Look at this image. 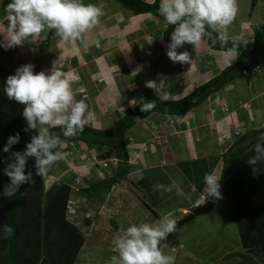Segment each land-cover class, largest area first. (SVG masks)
Listing matches in <instances>:
<instances>
[{
    "label": "rangeland",
    "instance_id": "1",
    "mask_svg": "<svg viewBox=\"0 0 264 264\" xmlns=\"http://www.w3.org/2000/svg\"><path fill=\"white\" fill-rule=\"evenodd\" d=\"M10 2L11 0H0L2 88L6 87L7 77L14 75L16 69L23 65H34V74L43 71L50 75L54 62L58 61L59 69L67 73L73 81L75 99L84 100L88 109L95 113V122L87 124L94 128L110 127L131 105L129 101H138L147 90L166 98H180L232 61L225 62L220 56V51L208 49L204 42L195 48L191 44H184L177 49L178 53H190L192 65L173 63L167 56V45L171 36L168 41L162 37L165 22L146 14L142 15L141 22L136 19L139 16H133L128 24L122 26L131 13L114 0H83L85 4H103L104 15L100 17V23L93 28L94 32L89 31L74 47L61 44L55 31L45 28L38 36L28 37L22 45L6 48L4 35L7 34L8 22L4 9ZM237 3V15L226 32L228 39L242 41L248 48L252 44L253 29L264 21V0H237ZM255 3L256 7L253 8ZM114 12L122 16L123 23L118 28L110 27L111 32L105 31L100 35V29H108L104 23L105 19L108 21ZM135 23L138 25H133ZM123 31L125 33L121 34ZM119 36H123L127 41L122 54H125V57L131 55L125 60L118 49ZM97 41L99 47L96 46ZM104 51H107V54ZM161 80L163 83L157 91L145 87L147 81H155L159 85ZM223 97L228 103L225 106L220 100ZM210 100L214 107L211 111L213 117L210 115L209 121L206 118L202 119L203 121L196 119L198 114L194 110L202 108V102L183 116L152 114L136 122L127 131L129 172L125 177L115 179L106 194L86 196L84 205L94 210L91 211L90 217L86 218L80 212L72 221L84 236V243L75 264H106V261L116 254L111 242L114 234L132 224L149 222L148 217H142L145 210L143 208H146L142 201H147V204L157 208L160 215L172 210L171 218L175 221L186 216L181 213V206L188 207L189 212L195 209L193 203L203 192L199 189L204 174L214 172L220 177L223 167L221 154L228 149L231 142L245 129L264 128V64L257 67L249 82L244 78H237L208 97L205 103L208 101L207 104L210 105ZM4 103L0 104V111L12 114L15 120L21 123L24 106L11 100ZM218 106L222 107L221 112L218 111ZM231 111L235 122L231 121ZM227 121L231 122V126ZM3 133L0 126V163L9 154L3 151L6 145L3 146L2 141L5 144L8 142V137ZM81 146L83 144L68 143L60 149L68 155L66 159L54 164L47 176L41 177L42 193L54 180L65 181L71 186L76 177L84 175L87 183L92 181L87 177L90 176L88 172L95 174V166L89 170L85 164H97L95 156L98 157L100 165L107 164L105 169L109 176V172H114L118 167L119 162L111 149L91 150L83 146L84 150L88 149L84 151ZM188 150H195V154L205 160H197L193 164L188 162ZM214 156H218V161H215L217 158L212 160ZM87 157L90 159H86ZM34 164L35 159L26 164V171H33L36 175ZM192 165L198 170L192 172ZM180 171L187 173L191 184L195 182V192L190 189V193L184 191L185 196L180 197L175 191L161 193L153 189L154 184L169 185L172 181H176L180 187L184 186L185 180L179 176ZM37 178L38 175L35 179ZM205 193L209 198L208 192ZM220 193L221 198L214 200L210 212L200 214L176 227L161 244L162 252L174 257V264H242L237 257L223 258L230 252L243 251V248L233 208L229 205V191L222 188ZM26 197L30 198L31 193ZM22 200L23 211L27 213L29 204L26 198ZM32 207L36 209L37 206ZM35 220L43 235L39 214Z\"/></svg>",
    "mask_w": 264,
    "mask_h": 264
},
{
    "label": "clouds",
    "instance_id": "2",
    "mask_svg": "<svg viewBox=\"0 0 264 264\" xmlns=\"http://www.w3.org/2000/svg\"><path fill=\"white\" fill-rule=\"evenodd\" d=\"M4 12L8 22L7 34L4 35L6 48L22 45L28 37L38 36L45 28L54 30L61 44L74 47L77 41H82L84 35L100 23V17L104 15L103 4H85L83 0H11ZM237 12V0H160L159 15L168 25L174 26L170 43L167 45L168 58L173 63L192 65L190 53L188 51L178 53L177 49L184 44H191L195 48L210 41L213 47L219 43L220 56L225 62L236 60L240 53L235 43L227 47L226 29L235 19ZM96 46L99 47L98 41ZM113 67L119 70L116 65ZM72 83L68 74L59 69L58 61L54 62L50 75L43 71L34 74V65L27 64L17 68L14 75L7 77L5 95L9 100L24 106L22 116L27 123V130L36 134L31 137L23 152L12 153L14 162L9 163L4 170L10 183L4 187L3 196L11 197L21 185L32 182V172L28 171L25 174L29 158L35 159L36 175L47 176L54 164L66 159L68 153L60 149L66 146L68 138L76 137L84 131L85 125L95 122V113L88 109L85 101L75 99ZM162 83V80L159 85L155 81H147L145 87L157 91ZM129 103L136 105L137 100L132 99ZM140 103L141 112H149L156 107V101L141 99ZM54 128L61 129L64 139L50 131ZM259 140L264 141V135H261ZM18 141V133L10 136L3 151L9 152L11 146ZM69 144H83L87 147L82 142ZM83 146L81 148L84 150ZM253 152L254 155L248 158L247 163L253 166L255 171V166L264 162V143H256ZM95 159L98 163V157L95 156ZM106 173L105 169V177L99 178L91 173L87 178L105 179L109 176ZM220 178L214 172H207L203 176L205 190L209 196L216 199L221 198ZM86 181L83 176L80 189L75 191L72 188L74 179L71 182L70 195L75 191L74 194L86 198L81 194L82 188L88 185ZM189 187L192 192L197 190L194 183ZM153 189L161 193L175 191L177 196H185L184 190L176 181L169 185L154 184ZM201 194L205 195V200L198 206L193 204L194 208L210 199L205 192ZM199 200L201 197L197 201ZM81 210L86 213L94 209L86 205ZM67 219L69 220L68 217ZM176 227V221L171 218V214L155 223L132 224L114 234L111 242L116 254L112 255L106 264H174V257L162 252L161 242L166 240ZM3 233L7 239L14 234L13 228L4 225Z\"/></svg>",
    "mask_w": 264,
    "mask_h": 264
},
{
    "label": "trees",
    "instance_id": "3",
    "mask_svg": "<svg viewBox=\"0 0 264 264\" xmlns=\"http://www.w3.org/2000/svg\"><path fill=\"white\" fill-rule=\"evenodd\" d=\"M114 1L133 15L149 13L165 22L158 13L160 0ZM164 24L162 37L164 40H169L174 26L166 22ZM205 43L208 49L220 51L219 43L214 47L210 41ZM233 43L238 47L240 53L238 58L232 60L210 79L197 85L187 95L180 98L162 99L163 96L147 90L139 97L137 104L128 106L110 127L99 129L85 125L82 133L68 138L67 144L82 142L91 150L111 149L113 156L119 162L113 174L107 178L89 181L88 185L82 188V194L85 196L106 194L115 179L127 175L130 164L128 163L129 150L126 134L136 122L152 114L183 116L235 79L244 78L249 82L253 73H256L257 67L264 64V21L253 29L250 47L247 48L242 41L231 39H228L227 47H231ZM2 85L3 80L0 78V104H5L4 102L9 99ZM141 99L156 101V107L149 112H141ZM21 117L23 121L20 123L12 114L0 111V126L4 131L3 135L9 139L10 136L19 134V141L11 146L8 156H5L4 161L0 163L2 169L0 171V264H74L83 246L84 236L65 215L67 199L71 193L67 182L54 180L42 193V179L39 176L35 179L36 175L31 171L33 184L31 182L21 185L16 194L11 197L2 195L4 187L10 183L4 170L9 163L14 162L12 153L23 152L26 144L31 141V137L36 134L34 131L27 130V123L23 116ZM50 131L64 139L60 128L50 129ZM261 135H264L262 127L245 129L221 154L223 167L220 174V189L225 188L229 191V205L233 208L243 248V251L230 252L223 258L237 257L242 264H259V262L264 264V162L258 163L255 171L253 166L247 163L248 158L254 155V145L264 143L259 140ZM1 144L7 145L3 141ZM217 157L214 156L212 160L214 161ZM33 159L29 158L27 164ZM197 160L203 161L205 158H196L191 163ZM215 161H218V158ZM192 169V172L198 170L195 165H192ZM27 172L25 168V174ZM184 174L188 176L185 171ZM203 187L204 182L202 181L199 190ZM28 193H31L30 198L26 197ZM25 198L29 204L27 213L23 211L24 200L22 199ZM209 198L212 201L217 200L211 195ZM33 205L37 206L36 209H33ZM37 214L42 220L43 235L37 227L35 220ZM4 225L13 228L14 234L7 239L4 238Z\"/></svg>",
    "mask_w": 264,
    "mask_h": 264
},
{
    "label": "crops",
    "instance_id": "4",
    "mask_svg": "<svg viewBox=\"0 0 264 264\" xmlns=\"http://www.w3.org/2000/svg\"><path fill=\"white\" fill-rule=\"evenodd\" d=\"M144 1H147V2H151V1H153V0H144ZM256 7V3L253 5V8H255ZM124 9V8H123ZM126 10V9H125ZM146 14H149V13H145V14H138V15H133V14H131V16H129V17H127L126 18V20H125V22L126 23H124L122 26H124V25H126V24H128V22L130 21V19L131 18H133V16L135 17V16H139L138 18H136L137 20H138V22H141L142 20H143V18H141L142 17V15H146ZM108 21H106V19H105V21H104V23H105V25H106V27H108V29H100V32H99V30H98V32L100 33V35H103L104 34V32L105 31H112V29H110L109 30V28L110 27H116V28H118V26L121 24V23H123V21H122V16L119 14V13H116V12H114V15H112L110 18H108L107 19ZM136 22V21H135ZM137 22V23H138ZM247 22V21H246ZM245 22V23H246ZM109 23V24H108ZM137 23H135V24H133V25H138ZM121 26V27H122ZM120 27V28H121ZM94 32V30L92 29L91 30V32L90 33H93ZM89 33V34H90ZM113 33V32H112ZM125 32L123 31L121 34H124ZM87 34V33H86ZM119 37H120V39H119ZM118 37V42L120 43V45H118V49H119V51H121V55H122V57H123V60H125V59H128L129 57H131V55L130 56H127V57H125L124 55L125 54H122V52H123V50H125L126 48H125V46H126V43H127V41H126V39H124V37L123 36H119ZM168 41V40H167ZM168 42H170V41H168ZM105 52V54H107V51H104ZM208 78V77H207ZM209 79V78H208ZM228 85H230V84H228ZM227 85V86H228ZM232 86V85H231ZM230 86V87H231ZM225 88V87H224ZM208 99V98H207ZM206 99V100H207ZM206 100L204 101V103H203V105H202V108H199V109H196V110H194V111H196V113L198 114L197 116H196V119H198V120H202V119H204V118H206L207 119V121H209L208 120V118L210 117V115H211V118L213 117V115H212V113H211V111H212V108L214 107V103L212 104V100H210V102H209V104L210 105H208L207 103H208V101H207V103H205L206 102ZM220 100H222L223 101V105L225 106L226 104H228L225 100H224V97L223 98H221ZM208 107H211V109L210 110H208L209 108ZM195 109V108H194ZM217 109H218V111H222V107L221 106H218L217 107ZM192 110V109H191ZM190 110V111H191ZM190 111H188V112H190ZM187 112V113H188ZM193 112V111H192ZM231 121L232 122H235V120H234V118H233V111H231ZM167 116V115H166ZM171 116H173V115H171ZM227 119V118H226ZM203 121V120H202ZM227 123H229V126H231V122H228L227 121ZM232 129V128H231ZM231 129H229L230 131L229 132H231ZM198 138V137H197ZM196 138V139H197ZM196 152H195V150H188L187 151V155H188V158H189V160H188V162H192V160H194V159H196V158H199L198 157V155L197 154H195ZM190 156V157H189ZM200 157H202V156H200ZM180 173V175L179 176H181L182 178H184V180H185V182H184V186H181V188H184V191H186V193L187 192H189L190 193V187H189V185L191 184L190 182H189V178H188V176H186V175H184L183 174V171H180L179 172ZM139 181H141L140 179H139ZM189 183V184H188ZM137 184V183H136ZM141 189H142V187H141ZM140 189V190H141ZM203 192H205L206 190H205V185H204V187H203V189H201ZM134 197H136V195L134 196ZM197 201V200H196ZM195 201V202H196ZM147 201H142V203H143V205H145L146 206V208H143V210H144V214H143V218H145L146 219V217H148V220H149V222H147V223H155L157 220H159V219H161V218H163L164 216H167L168 214H170L171 212H173L172 210H168V211H166L163 215H160V213L157 211V208H155L154 206H151V205H149V204H147L146 203ZM194 202V203H195ZM193 203V204H194ZM180 210H181V213L182 214H187V212H189V209H188V207H186V206H181L180 207ZM81 251V250H80ZM80 251H79V253H80ZM79 253H78V255H77V257H76V259H78V257H79ZM75 262H76V260H75ZM75 262H74V264H75Z\"/></svg>",
    "mask_w": 264,
    "mask_h": 264
},
{
    "label": "built area",
    "instance_id": "5",
    "mask_svg": "<svg viewBox=\"0 0 264 264\" xmlns=\"http://www.w3.org/2000/svg\"><path fill=\"white\" fill-rule=\"evenodd\" d=\"M87 159H90V158H87ZM94 160H96V159L94 158ZM103 165H104L103 163H102V165H100L99 162L95 165L93 162H89V163L85 164V167L87 169L91 170L95 166V175L99 178L100 177L102 178V177H105L104 170H105V166L107 167V164H105L104 167H103ZM88 173L91 174L90 172H88ZM83 176L84 175L75 178V182L72 185V188L75 191L80 189L79 185H81L80 183H82V177ZM200 197H201V200L195 202L194 203L195 206H198L199 204H201L205 200L204 194H201ZM84 200H85V198L78 195V194L73 193L69 196L67 203H66V216L69 218L70 221H73L74 218L77 217V215H79L80 212H82V214L85 217L90 216V214H91L90 211H87L85 213L84 211L81 210V206H86V205H84V204H86Z\"/></svg>",
    "mask_w": 264,
    "mask_h": 264
},
{
    "label": "water",
    "instance_id": "6",
    "mask_svg": "<svg viewBox=\"0 0 264 264\" xmlns=\"http://www.w3.org/2000/svg\"><path fill=\"white\" fill-rule=\"evenodd\" d=\"M212 207H213V201L211 199H207L204 204H202L199 207H196L193 211L189 212L186 216H184L178 222H176L177 227L184 224V223L189 222L194 217H196L200 214L210 212ZM162 243H163V241L161 242V244Z\"/></svg>",
    "mask_w": 264,
    "mask_h": 264
}]
</instances>
